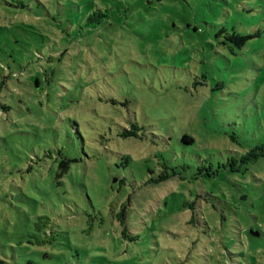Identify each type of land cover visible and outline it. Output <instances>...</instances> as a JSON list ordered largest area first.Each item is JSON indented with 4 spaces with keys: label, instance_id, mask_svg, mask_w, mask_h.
I'll return each mask as SVG.
<instances>
[{
    "label": "rangeland",
    "instance_id": "374dc122",
    "mask_svg": "<svg viewBox=\"0 0 264 264\" xmlns=\"http://www.w3.org/2000/svg\"><path fill=\"white\" fill-rule=\"evenodd\" d=\"M263 141L264 0H0V264H264Z\"/></svg>",
    "mask_w": 264,
    "mask_h": 264
},
{
    "label": "trees",
    "instance_id": "16d2710c",
    "mask_svg": "<svg viewBox=\"0 0 264 264\" xmlns=\"http://www.w3.org/2000/svg\"><path fill=\"white\" fill-rule=\"evenodd\" d=\"M252 36L251 35H245L243 38H241V44L244 43L246 40L250 39ZM2 84V82H1ZM7 107V106H4ZM137 126L135 125L134 128L126 130L123 135L124 136H134L137 135ZM185 141L193 142L194 139L189 136H184ZM264 157V141L255 146L254 148L250 149L247 153L243 154L241 156V161H256L260 158Z\"/></svg>",
    "mask_w": 264,
    "mask_h": 264
},
{
    "label": "water",
    "instance_id": "95a60500",
    "mask_svg": "<svg viewBox=\"0 0 264 264\" xmlns=\"http://www.w3.org/2000/svg\"><path fill=\"white\" fill-rule=\"evenodd\" d=\"M252 234L255 235V236H260L261 235L260 231H258V230H253Z\"/></svg>",
    "mask_w": 264,
    "mask_h": 264
}]
</instances>
